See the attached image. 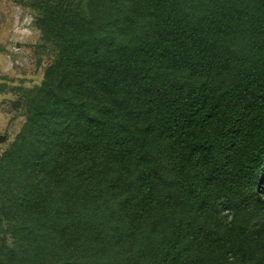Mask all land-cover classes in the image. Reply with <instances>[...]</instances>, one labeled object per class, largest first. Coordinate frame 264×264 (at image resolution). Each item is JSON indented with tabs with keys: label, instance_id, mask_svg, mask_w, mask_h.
<instances>
[{
	"label": "trees",
	"instance_id": "16d2710c",
	"mask_svg": "<svg viewBox=\"0 0 264 264\" xmlns=\"http://www.w3.org/2000/svg\"><path fill=\"white\" fill-rule=\"evenodd\" d=\"M35 8L0 264H264V0Z\"/></svg>",
	"mask_w": 264,
	"mask_h": 264
},
{
	"label": "rangeland",
	"instance_id": "374dc122",
	"mask_svg": "<svg viewBox=\"0 0 264 264\" xmlns=\"http://www.w3.org/2000/svg\"><path fill=\"white\" fill-rule=\"evenodd\" d=\"M41 0H0V157L11 147L21 132L26 115L19 106L25 91L39 87L46 69L55 59L54 45L43 39L38 28ZM79 0H75L78 3ZM224 216L232 219L230 211ZM8 236L0 230L2 238Z\"/></svg>",
	"mask_w": 264,
	"mask_h": 264
},
{
	"label": "water",
	"instance_id": "95a60500",
	"mask_svg": "<svg viewBox=\"0 0 264 264\" xmlns=\"http://www.w3.org/2000/svg\"><path fill=\"white\" fill-rule=\"evenodd\" d=\"M4 139L0 137V142H2Z\"/></svg>",
	"mask_w": 264,
	"mask_h": 264
}]
</instances>
